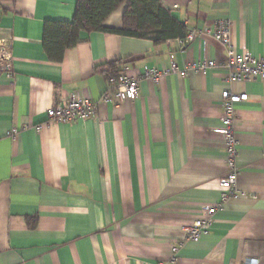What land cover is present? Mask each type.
<instances>
[{
    "label": "crops",
    "instance_id": "crops-1",
    "mask_svg": "<svg viewBox=\"0 0 264 264\" xmlns=\"http://www.w3.org/2000/svg\"><path fill=\"white\" fill-rule=\"evenodd\" d=\"M159 1L186 34L229 21L236 50L264 56V0ZM75 4L0 0V47L11 60L0 70V264H264V83L227 82L225 50L210 36L180 47L83 33L50 61L44 26L70 23ZM126 6L105 27L120 28ZM203 60L214 67L185 70ZM112 63L138 82L134 101H102ZM172 65L158 83L140 78ZM225 90L248 98L234 105L238 176L222 201ZM70 94L95 103L94 116L50 121L46 111ZM216 204L207 233L185 240L201 207Z\"/></svg>",
    "mask_w": 264,
    "mask_h": 264
},
{
    "label": "built area",
    "instance_id": "built-area-1",
    "mask_svg": "<svg viewBox=\"0 0 264 264\" xmlns=\"http://www.w3.org/2000/svg\"><path fill=\"white\" fill-rule=\"evenodd\" d=\"M210 36L219 46L225 50L227 68L226 80L229 83H264V56L254 57L249 52H238L233 45L231 39V23L229 21H220L216 24L215 29L210 32L192 31L187 33L184 38L176 39L180 47H185L191 43L196 36ZM7 47H0V63H2L3 71L11 69V60ZM212 60H203L189 62L185 65V70H194L203 72L208 68L214 67ZM175 67L172 65L170 69H145L141 73L140 78L152 80L154 83L160 82L170 72H174ZM185 73V71H184ZM138 97V82L124 73L118 72L110 74L107 77V91L102 97L104 103L118 104L124 101H134ZM248 95L246 93H232L229 90L222 91L220 97V107L222 110L221 126L217 128V133L223 141L224 148L227 153L226 164L227 171L219 180L221 188V198L225 201L229 197L235 196L236 179L238 176L237 168L234 165V157L236 156L237 141L234 136V105L246 101ZM96 104L90 102L84 97L75 94L68 95L61 102L50 107L46 113L50 121L57 123H70L79 120H87L94 116ZM17 134V130H11L8 135L12 138ZM221 207V204L203 205L200 213L186 227H184V238L192 242H197L200 237L207 233L212 222L213 215ZM172 251L176 252L177 247H172ZM245 264H253L246 262Z\"/></svg>",
    "mask_w": 264,
    "mask_h": 264
},
{
    "label": "trees",
    "instance_id": "trees-1",
    "mask_svg": "<svg viewBox=\"0 0 264 264\" xmlns=\"http://www.w3.org/2000/svg\"><path fill=\"white\" fill-rule=\"evenodd\" d=\"M127 3L120 28H107L108 17ZM106 32L145 39L154 44L184 38L186 28L159 0H76L70 23L48 22L44 26L43 49L50 61H61L64 52L75 46L84 33ZM106 75L116 74L115 63Z\"/></svg>",
    "mask_w": 264,
    "mask_h": 264
}]
</instances>
